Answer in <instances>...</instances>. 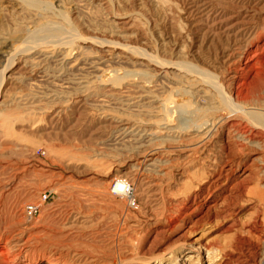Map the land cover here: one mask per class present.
Instances as JSON below:
<instances>
[{"label":"rangeland","instance_id":"obj_1","mask_svg":"<svg viewBox=\"0 0 264 264\" xmlns=\"http://www.w3.org/2000/svg\"><path fill=\"white\" fill-rule=\"evenodd\" d=\"M212 2L218 9L209 13L198 10L197 0H0V264H24L37 259L35 264H45L48 259L60 264L261 261L262 164L252 156L243 158L238 168L237 151L231 157L217 151L209 157L190 154L181 147L190 134L173 146L165 135L151 134L159 131L155 124L162 118V112H158L160 102H171L172 98L171 103H178L180 89L195 91L193 82L206 83L207 88L204 83L197 85L205 89L201 94L206 96L200 95L204 101L212 98L220 102L210 80L211 84L198 74L183 80L175 69L186 64L199 74L218 79L219 84H230L235 67L228 56L237 54L242 46V40L228 26L233 21L231 17L238 16L237 10H248L247 14L264 21V0ZM218 11L226 17L224 22H219ZM48 24L78 33L80 39L75 47H82L74 54L78 62L74 64L73 58L68 66L57 59L34 61L43 44L29 51L26 41L31 31ZM94 41L133 46L169 64L170 69L157 76L153 66L145 67L142 57L129 51L107 49L111 56H102ZM66 51L60 48L57 53ZM109 69L115 73L102 84L99 81L105 76L99 72ZM262 69L259 77L253 74L249 78L247 89L264 83V65ZM127 71L151 72L155 80H146L147 76L142 75L129 80L124 77ZM137 118L144 130L126 133L121 125ZM154 149L166 151L155 170L158 173L153 169L139 170L140 166L152 164L149 154ZM220 156L225 160L219 166L227 160L236 161L233 169L237 173L241 169L249 173L217 184L210 157ZM115 177L142 195L148 181L157 180L159 189L154 194L153 188L148 198L152 206H158H153L152 211L145 208L147 198L140 197V193L138 203H131V198L128 202L107 185V179ZM204 180L211 182L202 189ZM160 189L163 198L159 199L154 196L161 195ZM192 201L206 207L207 215L202 220L195 224L188 218L174 229L161 228L165 222L163 210L183 212ZM35 204L40 213L28 222L24 208ZM155 211L158 216H153ZM142 225L145 231L138 235Z\"/></svg>","mask_w":264,"mask_h":264},{"label":"bare ground","instance_id":"obj_2","mask_svg":"<svg viewBox=\"0 0 264 264\" xmlns=\"http://www.w3.org/2000/svg\"><path fill=\"white\" fill-rule=\"evenodd\" d=\"M212 1H214V0H197V2L199 4L198 10L200 8L204 12H209V13L213 12L215 10L216 5L214 6V3ZM232 5H234V4H232ZM235 8H237V7H235ZM216 9H218V8L216 7ZM254 9H255V7H254ZM236 12H237L238 16L233 15L231 17L233 19V21H231V22L228 21L230 24L228 26H230L234 30L237 37L240 38L239 40H242L241 42L239 41L241 43L240 46L241 45L242 46L240 48L238 47L237 54L234 52L235 54H233V55L230 54L228 56L230 58V62H232L233 66L235 67L233 69L235 74H234V76L231 77L230 84H228V85H226L224 83L219 84L218 79H217L218 83H216L217 81L212 76H209V74L204 75L203 72H202V74H199V73H197L199 71H194L193 70L194 68L193 69L189 68V66L186 64L185 65L183 64L184 66H182V65L180 66L181 70L178 69L179 66H178V68L176 67L177 69H175V70H177V73L179 72V74H180L179 76L183 80H190L191 78L190 79H186V78L192 74L200 75L199 77L201 79L205 80V82H207V83L210 80V82L213 83V86L215 88L214 96L216 95L217 97H219L221 103L218 101L214 102L212 100V98H209V100L204 101V97L206 95L204 96L203 94H204V90H205L204 88L206 86V83L203 82L204 83V88H203L204 90H203L200 87H197V85H203V83L196 85L197 82H193L192 83L193 89L195 91H190L191 89L189 91L187 89H184V90L180 89V92L178 91L179 92V94H178L179 99L177 98L179 101L178 103H176V102H175V104L171 103L174 101V100L172 101V98H171V102H169L170 99H169V101L160 102L161 104L158 105V106H160L158 108H160L161 110L160 111L158 110V112H162V116H161L162 118H161L160 122L156 120V122H159V123L155 124V125H158L159 131L158 132H152L151 134L154 136L157 134L165 135V138L167 139V143L171 144V146H173L172 144L179 145L181 143V141L184 140L185 136H187V134H190V137H189L190 139L185 138L188 141H186V144L184 146H181V147H183L184 151L186 150V152H189L190 154L191 153H193L194 155L202 154L203 156L207 155L209 157V156H211L210 153L213 154L214 153L213 151H217V154L221 153V156L227 152V154L229 155V156L228 155L227 156L231 157L235 153V151H237L240 154L238 156L240 158L239 163H237L238 168L241 166V162H242L243 158H250V157L254 156V161H259L263 166L262 168L264 169V83L259 84L256 88H253L250 90L247 89L250 86L248 84L249 78H251V76L253 74H255V77H259V75L261 73L260 69H262V67L264 65V21L257 19L256 17L252 16L251 14L250 15L247 14L248 12L247 13L243 12V10H237ZM218 13H219V11H218ZM255 14H256V11H255ZM222 15H223L222 13H219V15H217V16H219L218 17L219 22H224V18H226V17H222ZM44 26L45 27L44 28L42 27V29L39 28L36 31H31V34H30L28 40L26 39L27 40L26 42L28 43L27 45L30 46L28 49L29 51L32 49L37 50V48L39 46L41 47V45L43 44L42 45L43 49L38 50L39 54L36 57V59L33 58L34 61L35 60H38V61L44 60L47 62H49V61L51 62V60L57 59L56 61L61 65H66V64L70 65L73 62H74V64L76 62H78L79 57L75 59L76 55L74 56L75 52L82 48L81 46L75 47V43L77 41H79L78 39H80L79 38L80 36L77 35L78 33L76 34L74 31H72V29L67 30L58 24H56V25H49L48 24L47 26L46 25H44ZM232 34H234V33H232ZM231 36H234V35H231ZM84 40H86V39H84ZM82 41H83V39H82ZM86 41L84 43H86ZM93 44H94V46H96L98 48V52L100 54H102V56L106 55L109 57L111 55H108V54L112 53V52L109 53L110 51L114 52L117 50H119V51L123 50L126 52L129 51V52H131L137 56H140V57H142L143 61L146 64L145 67L146 66L147 67L153 66L156 70L157 76H160V77L166 74L164 72L165 69H168V68L170 69L169 64L162 63L163 61L161 62V61L157 60L156 58L147 55L148 53L145 54L144 53L145 51L143 52L142 50H140L138 48H134L133 46L130 47L127 45L125 46L121 43L100 42V41H94ZM23 45L24 44H22V46ZM60 48H61V50H62V48H66V49H68V51L62 53L61 55L60 54L58 55L57 52H58V49H60ZM107 49L109 50V52ZM235 49H237V48H235ZM105 50H107V52ZM123 51H121V52H123ZM73 58L75 59V61L71 62V60ZM34 61H31V62H34ZM142 64H143V62H142ZM178 65H180V64H178ZM182 70H184V71H182ZM154 71H153V73H155ZM113 72L115 73L114 70H110V69L104 70V71L100 70L99 73L103 74L105 77L103 79H100L99 82L104 84L106 81L111 80L110 77L112 76ZM141 73H143L144 75L140 74L139 72L137 73V72L127 71L124 77H127V79L130 80V78H135V76L142 75L143 77L147 76L146 80H155L153 78L155 76L152 77L150 75L151 72L149 74H147V72L141 71ZM195 77H194V79H195ZM107 79H109V80H107ZM115 80H117V79H115ZM119 80L121 81L122 79H119ZM196 80L197 79H195V81ZM212 80H215L216 82L212 81ZM197 81H199V80H197ZM189 83H191V82H189ZM194 83L196 86H194ZM210 84H209V86L211 87ZM217 84H219V85H217ZM80 85H83V84H80ZM253 87H254V85H253ZM206 88H207V86H206ZM89 89H88V91H89ZM208 89H209V92H211L209 87H208ZM172 90H174V89H172ZM177 90H178V88H177ZM202 92H203V94H201ZM152 93H153V91H152ZM175 93H177V91H175ZM172 94H174V91ZM172 94H170V97ZM117 95L118 96L120 95L121 97L124 96V94H122V93H117ZM200 95H203L204 97H201ZM151 96H153V95H151ZM156 99H157V97H156ZM165 99L163 97L162 100H165ZM206 99H208V98H206ZM157 100L160 101V99H157ZM153 101H154V99H153ZM129 102H131V101L129 100ZM146 105H148V104H146ZM152 105H150V106L152 107ZM148 108H150V107L148 106ZM145 113H147V111ZM148 114H150V113H148ZM139 115H141V114H139ZM158 117H159V115H158ZM137 119H135L133 121L128 120L124 123L122 121L123 125H121V127L125 130L126 133L128 132L130 135L135 131L138 132L141 130L142 126L140 124L139 119L136 122ZM145 121H147V120H145ZM151 122H153V120ZM145 123L147 124V122H145ZM142 129L144 130V128H142ZM146 132H147V129H146ZM141 135H142V133H141ZM131 138H133V137H131ZM140 138H141V136H140ZM129 142L131 143V141H129ZM158 142H160V141L158 140ZM132 143H133V139H132ZM134 143L132 145H134ZM136 143H137V141H136ZM164 143H166V142L164 141ZM139 144H141V143H139ZM153 144H155V143H153ZM155 145H157V144H155ZM155 145H154V147H156ZM135 147H136V145H135ZM168 148L171 149V147H169V145H168ZM179 150H181V149H179ZM184 151H183V153H184ZM165 152L166 151L161 150V149L152 150L149 154V156H150L149 161L152 162V164H149L147 166L143 165V167L140 166L139 170L146 171L148 169H151V170L153 169V171L156 172L155 170L157 168V165L159 164V162H161L162 156ZM172 152H174V151H172ZM140 153H138V155ZM215 155H216V152H215ZM221 156L219 157V159L210 157L211 162H212L211 164L214 165V167L216 169V170L215 169H213V170H215L214 173H217V179L215 180V182H217V184L220 183L221 180L227 181L229 179L231 180L233 177H236L237 175H238V177H241L244 174L247 175L249 173L248 170H242V169L239 171V173H237V171H235L233 169V165L236 163V161L229 162L227 160L223 163V165H222L223 167L221 166V164L219 166V163L222 161V159L225 160L224 156L223 157H221ZM191 159H192V157H191ZM167 160H168V158H167ZM165 162H166V159H165ZM137 163H139V162H137ZM167 163H169V162H167ZM163 164H165V163H162V165ZM255 167H256V165H255ZM135 168H137V167H135ZM156 173H158V172H156ZM252 173H253V171L250 170V174H252ZM261 174H262V169H261ZM248 176H250V175H248ZM156 181L154 179L148 181V183L146 184V188L144 189V195H142L143 193L141 194L139 192L140 197L145 196V198H147V201L144 202L143 205L145 208L150 209V211H152L154 209V207L158 206L157 203L155 202L156 204H154L153 205L154 207H153L151 205L152 202L148 198V197H150L149 194L153 193L152 192L153 188H154V194H156V191H157L156 189H159L160 183L158 184V182H156ZM210 182L207 180H204V182H202V189H205V187H204L205 185L209 186ZM106 183H107V185L114 187V189H115L114 191L118 195H120L124 199H126L128 202H129V199L131 198V203L132 202H134L135 204L138 203V202H136V200H137V197H139V193L137 194L136 190L133 192V190H131L130 186L128 185V183L126 181L122 180L121 178L115 177V178L107 179ZM160 188L162 189V187H160ZM161 189H160L161 195H159V193H157V195H155L154 197L159 196V199H160V196H162V198H163V190L161 192ZM154 201H158V198L157 199L154 198ZM159 201H161V200H159ZM141 202H143V201H141ZM192 202H193V204H190L188 206V208L187 207L184 208L182 210L183 212L174 211V213H168V211L163 210L164 212L161 214V216L164 217L163 219L165 222L161 223L162 224L161 228L162 229L163 228L174 229L181 222L186 221L188 218H189L188 222H190V223L194 222L195 224H197L198 220H200L202 217H204V215H207V213H205V211H204V208H206V207L202 204L198 205L195 201H192ZM131 203H129V204L131 205ZM149 206H150V208H149ZM24 212L26 215L25 217L27 218L26 220L28 222H32V221H30V219H33V218H31L28 215L26 210ZM157 213L158 212L155 211L153 216H156V215L158 216ZM152 220H155V219H153V217H152ZM144 225H146V224H144ZM138 230H139V228H138ZM144 231H145V228L142 225L139 232H138V235H142V233ZM136 237H138V236H136ZM261 254H263V252ZM263 257H264V255H263ZM263 257L261 258L260 262L256 261V259H255L253 264H264V258ZM38 260L39 259H37V260H26L27 262L24 264H35L36 262H38ZM45 262H46L45 264H60V263H57V262H55L53 260H49V259L46 260Z\"/></svg>","mask_w":264,"mask_h":264},{"label":"built area","instance_id":"obj_3","mask_svg":"<svg viewBox=\"0 0 264 264\" xmlns=\"http://www.w3.org/2000/svg\"><path fill=\"white\" fill-rule=\"evenodd\" d=\"M37 205L38 204L28 205V206H26V208H24L31 218H35L40 213L39 208L37 207Z\"/></svg>","mask_w":264,"mask_h":264}]
</instances>
